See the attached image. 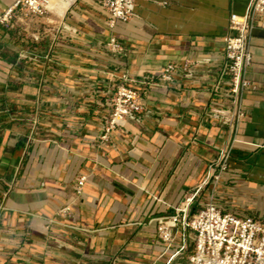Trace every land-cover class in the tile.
Listing matches in <instances>:
<instances>
[{
	"label": "crops",
	"instance_id": "obj_1",
	"mask_svg": "<svg viewBox=\"0 0 264 264\" xmlns=\"http://www.w3.org/2000/svg\"><path fill=\"white\" fill-rule=\"evenodd\" d=\"M250 1L134 0L111 29L99 0H71L65 15L0 29V264H167L182 235L168 247L158 219L193 194L264 217L263 29L233 128L222 76L230 18ZM15 2L0 0V15ZM170 64L180 70L164 82ZM123 75L142 119L105 134ZM226 146L228 170L206 184Z\"/></svg>",
	"mask_w": 264,
	"mask_h": 264
},
{
	"label": "built area",
	"instance_id": "obj_2",
	"mask_svg": "<svg viewBox=\"0 0 264 264\" xmlns=\"http://www.w3.org/2000/svg\"><path fill=\"white\" fill-rule=\"evenodd\" d=\"M99 1L109 13L107 25L111 29L116 22L127 23L133 17L134 0ZM60 3L70 4L71 0H16L12 8L0 15V29L12 28L14 22L26 18L49 19L60 16ZM258 28L264 30V0H251L245 14H233L230 18L229 29L235 35L224 38L225 65L222 76L229 81L232 97V108L226 120L231 128L244 117L242 95L252 85L245 74L253 65L251 37ZM106 47L113 53H123L122 45L114 37L110 38ZM179 70L177 65H168L162 80L172 81L173 75ZM131 81L128 75H123L121 84L115 88L105 134L124 128L130 121L141 122L143 97L140 91L128 85ZM229 154V146L221 149L218 160L209 167L206 184L209 181L217 184L221 180L222 174L229 168ZM86 181L85 175L78 179V196L84 193ZM194 198L193 194L182 207L176 208V213L158 219L159 237L168 247L175 241L178 230L182 235L181 246L170 256L167 264H264V217L242 216L226 211L215 202L213 196L190 215ZM69 210L70 207H67L61 211L66 213Z\"/></svg>",
	"mask_w": 264,
	"mask_h": 264
},
{
	"label": "rangeland",
	"instance_id": "obj_3",
	"mask_svg": "<svg viewBox=\"0 0 264 264\" xmlns=\"http://www.w3.org/2000/svg\"><path fill=\"white\" fill-rule=\"evenodd\" d=\"M198 200L201 202L202 200L200 198H198ZM198 202H196L195 200L193 201L190 210H189V214L193 215L194 213L197 212L198 209H200L202 207L203 204H200ZM187 202V200H185V203ZM193 211V212H192ZM191 242L193 241V235L190 237Z\"/></svg>",
	"mask_w": 264,
	"mask_h": 264
},
{
	"label": "bare ground",
	"instance_id": "obj_4",
	"mask_svg": "<svg viewBox=\"0 0 264 264\" xmlns=\"http://www.w3.org/2000/svg\"><path fill=\"white\" fill-rule=\"evenodd\" d=\"M69 8V4L67 3H60L59 9H60V13L61 15H65L66 11Z\"/></svg>",
	"mask_w": 264,
	"mask_h": 264
}]
</instances>
